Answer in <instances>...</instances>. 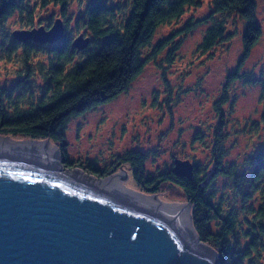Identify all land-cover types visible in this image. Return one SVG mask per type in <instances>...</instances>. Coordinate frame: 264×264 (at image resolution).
I'll return each instance as SVG.
<instances>
[{"label": "trees", "instance_id": "trees-1", "mask_svg": "<svg viewBox=\"0 0 264 264\" xmlns=\"http://www.w3.org/2000/svg\"><path fill=\"white\" fill-rule=\"evenodd\" d=\"M73 0H0V51L10 55L21 50L20 59L25 77L39 75L40 92L30 87L27 79H19L11 87H0V135L45 140L49 138L59 146L64 167H81L89 174L105 178L120 167L130 165L136 183L148 194L159 193L168 184L178 190L192 204L194 227L201 240L216 251L218 264H262L264 251V149L251 156L248 171L240 172L237 164L226 165L223 158L224 135L222 127L214 134L212 149L213 167L203 168L194 164L191 179L179 176L171 170L150 174L146 171L147 154L131 150L119 156L109 168L100 170L82 162L73 163L68 158L67 130L71 119L106 104L126 91L142 73L145 65L173 42V36L188 35L201 19H189L183 27L159 39L151 53L143 57L156 30L163 25L180 21L190 10L203 6L205 0H91L79 12L73 30L66 31L56 43L40 44L34 40L25 42L8 40L5 24L17 15L24 28H34L36 9L53 6L59 8L65 24ZM211 15L222 14L209 27L199 44L201 52L214 49L232 37L225 17H237L245 21L242 35L243 63L259 40L262 29L257 18V0H209ZM53 23L49 21V28ZM66 24V25H67ZM71 32H74L72 34ZM82 37V41L76 39ZM172 39V40H170ZM8 41V46L5 43ZM77 43V46L74 43ZM83 42L84 47L79 48ZM179 40L169 49L167 60L171 61ZM45 54L46 62L35 60ZM21 75V74H20ZM235 72L228 77V84L240 79ZM215 104L224 124L222 105L227 103V91ZM234 106V100L230 107ZM219 177H226L240 201V208H224L222 198L216 201L214 186Z\"/></svg>", "mask_w": 264, "mask_h": 264}, {"label": "rangeland", "instance_id": "rangeland-1", "mask_svg": "<svg viewBox=\"0 0 264 264\" xmlns=\"http://www.w3.org/2000/svg\"><path fill=\"white\" fill-rule=\"evenodd\" d=\"M90 1H72L67 11V16L72 17L69 25L65 24L59 8L52 5L37 8L34 28L47 27L49 21L61 18L65 32L73 30L79 12ZM119 1L109 0L110 3ZM210 15L209 0H205L201 8L190 10L180 21L160 26L149 46L143 49V57L151 53L159 39L173 35L187 20H202L185 37L181 36L182 33L174 35L171 45L145 65L126 91L112 101L71 119L67 130L71 162H82L103 170L126 152L140 150L147 154L146 171L150 174L171 170L178 161H189L203 168L213 167L214 134L221 126L226 150L223 163H235L240 172H249L250 157L264 149V0H257L261 36L243 63L245 21L235 16H224L232 37L208 52L200 51L199 44L206 30L223 17L222 14H214L209 19ZM22 29L31 28H24L15 15L6 22L4 32L10 41L13 32ZM181 39L180 47L174 50L171 61H168L169 49ZM2 40L4 38L0 36V45ZM4 46H8V41ZM20 54L21 50L9 58L0 51V87L9 88L19 79H27L38 95L42 80L39 75L24 76V67L18 60ZM34 59L46 62V55L41 54ZM235 72L241 78L228 84V77ZM225 90L229 101L222 105L224 124H221L215 104L221 101ZM232 100L234 106L231 109ZM53 144L60 150L57 144ZM117 171H123L124 183L131 190L148 194L134 180L130 165ZM214 186L216 201L222 198L224 208H240L239 198L228 178L219 177ZM159 197L170 203L187 205L189 202L168 184L163 185ZM260 261L264 264V251Z\"/></svg>", "mask_w": 264, "mask_h": 264}, {"label": "water", "instance_id": "water-1", "mask_svg": "<svg viewBox=\"0 0 264 264\" xmlns=\"http://www.w3.org/2000/svg\"><path fill=\"white\" fill-rule=\"evenodd\" d=\"M64 36L61 18L13 32L40 44ZM34 140L0 135V264H218L190 221L191 202L131 192L123 171L99 178L68 169L55 145ZM193 170L189 161L172 169L189 179Z\"/></svg>", "mask_w": 264, "mask_h": 264}, {"label": "bare ground", "instance_id": "bare-ground-1", "mask_svg": "<svg viewBox=\"0 0 264 264\" xmlns=\"http://www.w3.org/2000/svg\"><path fill=\"white\" fill-rule=\"evenodd\" d=\"M32 140V139H30ZM34 141H39V142H44V143H48V144H53V142H46V141H41V140H34ZM54 145V144H53ZM55 149H56V153H57V157H58V149L57 147L55 146ZM78 171V170H77ZM80 172V171H79ZM124 185L126 186V184L124 183ZM131 192H134V193H137V194H141V195H145V196H148V197H152V198H155V199H159L161 200L160 198H157L156 196L154 195H146V194H143L142 192H138V191H134V190H131L128 186H126ZM174 204H177V205H181V206H186V204H178V203H174ZM189 215H190V210H189ZM190 221H191V215H190ZM191 228H192V224H191ZM194 234L193 232V229H192V235Z\"/></svg>", "mask_w": 264, "mask_h": 264}]
</instances>
